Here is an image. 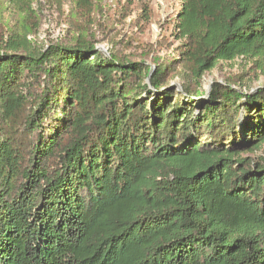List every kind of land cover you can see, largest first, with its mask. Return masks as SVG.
Segmentation results:
<instances>
[{
    "label": "trees",
    "instance_id": "trees-1",
    "mask_svg": "<svg viewBox=\"0 0 264 264\" xmlns=\"http://www.w3.org/2000/svg\"><path fill=\"white\" fill-rule=\"evenodd\" d=\"M182 2V91L83 36L0 43V264H264V88L202 84L264 73V0Z\"/></svg>",
    "mask_w": 264,
    "mask_h": 264
},
{
    "label": "rangeland",
    "instance_id": "rangeland-1",
    "mask_svg": "<svg viewBox=\"0 0 264 264\" xmlns=\"http://www.w3.org/2000/svg\"><path fill=\"white\" fill-rule=\"evenodd\" d=\"M182 6V0H91L81 6L69 0H32L25 15L16 12L9 0H0V43L25 35L31 46L39 48L83 36L105 53L145 61L151 66L150 76L159 64H175L168 82L178 88L184 84L180 47L185 39L176 27ZM234 79H240L234 86L243 91L264 88V73L237 58L208 71L202 78L203 89L209 88L210 94L216 83Z\"/></svg>",
    "mask_w": 264,
    "mask_h": 264
},
{
    "label": "water",
    "instance_id": "water-1",
    "mask_svg": "<svg viewBox=\"0 0 264 264\" xmlns=\"http://www.w3.org/2000/svg\"><path fill=\"white\" fill-rule=\"evenodd\" d=\"M97 49L98 50H100V51H103V52H106V50L103 48V47H97ZM148 82L150 83V76H149V78H148ZM171 86H173V85H171ZM237 88V87H236ZM178 89H179V91H182V86H180V87H178ZM259 88H256V89H252V90H250L249 91V93H255V91L256 90H258ZM209 88H207V90H206V94H209Z\"/></svg>",
    "mask_w": 264,
    "mask_h": 264
}]
</instances>
